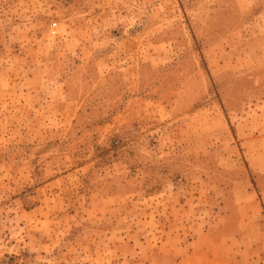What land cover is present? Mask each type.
<instances>
[{"label":"rangeland","instance_id":"obj_1","mask_svg":"<svg viewBox=\"0 0 264 264\" xmlns=\"http://www.w3.org/2000/svg\"><path fill=\"white\" fill-rule=\"evenodd\" d=\"M0 264H264V0H0Z\"/></svg>","mask_w":264,"mask_h":264}]
</instances>
